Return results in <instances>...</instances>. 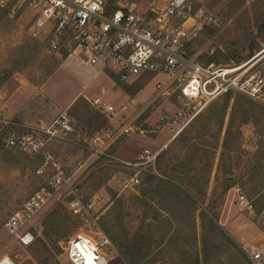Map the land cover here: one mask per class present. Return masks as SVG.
<instances>
[{"label":"rangeland","instance_id":"obj_1","mask_svg":"<svg viewBox=\"0 0 264 264\" xmlns=\"http://www.w3.org/2000/svg\"><path fill=\"white\" fill-rule=\"evenodd\" d=\"M194 1L214 14V21L195 40L194 51L200 61L207 62L213 55L220 64H234L238 55L247 56L252 47L254 54L244 60L252 57L264 60V0ZM46 32L32 20V12L13 18L0 5V90L6 94L10 119L26 125L15 126L22 132L41 121H52L65 109L73 115L76 131L72 140H52L47 150L57 154L71 176L72 185L79 187V197L91 208L89 212H73L67 204L72 195L66 187L35 215L31 223L33 242L24 244L11 234L5 226L8 216L44 184L47 175L38 172L42 156L6 146L5 137L10 129L0 122L3 143L0 147V257L9 255L18 264H72L67 251L69 239L86 234L101 245L109 261L121 254L115 237L122 243L142 247L139 264H193L197 256L202 257L205 237L199 211L205 208L238 245L216 238L221 249L220 259L225 263L248 264L254 247L264 249V213L258 200L264 196V106L252 100L254 103L239 100L243 95L232 94L222 132L218 134L222 126L213 120L203 138V149L197 153L191 145H183L178 136L197 115L196 112L190 118L193 112L201 110V120L206 119L213 112L209 111V105L214 101L222 103L224 94L206 105L189 101V108L188 100L183 99L180 88L170 82L168 75L143 77L129 83L121 81L108 69L100 71L75 55H58L49 48ZM159 80L167 86L172 84L169 96H160L156 85ZM96 97L102 101L94 103ZM106 102L117 107L116 116L111 117L98 107ZM239 102L245 103L243 107L249 119L242 123L243 112L236 113L234 118L235 137L230 154L234 164L232 184L224 193V172L220 165L223 137L233 121V107ZM179 110L188 116L173 122ZM162 116L169 119V124L160 125ZM127 124L140 125L147 131L127 135L122 132ZM107 128L113 129L111 143L94 151L89 145L91 136ZM145 148L159 150L158 155L168 149L160 168H156L158 155L156 160L143 166L125 162H137ZM182 162L198 169L188 170L179 179L174 169L182 167ZM148 171L160 177L153 183L157 189L146 194L143 188L147 186L144 179ZM254 171L258 190L253 189L254 182L247 181ZM135 175L140 182L131 184L130 179ZM166 180L170 183L166 188L157 186ZM170 181L179 184L178 187ZM197 182L200 193L195 192ZM237 185L255 199V211L238 205L233 190ZM189 196L199 206L198 212L193 210L196 205ZM161 205L167 209H160ZM57 206H64L74 221L60 240V252L54 247L44 249L38 238L44 237V219ZM213 237L211 234L206 244L212 250Z\"/></svg>","mask_w":264,"mask_h":264},{"label":"built area","instance_id":"obj_2","mask_svg":"<svg viewBox=\"0 0 264 264\" xmlns=\"http://www.w3.org/2000/svg\"><path fill=\"white\" fill-rule=\"evenodd\" d=\"M0 5L13 18L32 12V20L41 29H46L48 46L58 55H75L83 63L98 67L100 71L108 69L128 83L143 77L168 75L170 82L180 88L183 99L188 100L189 108V101L206 105L226 93L243 95L264 106L263 57L234 64L198 59L194 51L195 40L201 30L214 21V14L205 6H197L194 0H0ZM171 83L167 86L166 82H157L160 96L170 95ZM101 101V97H96L93 102ZM5 102L6 94L0 90V122L10 129L5 137L6 146L42 156L38 172L47 175L44 184L32 192L5 222L11 234L29 244L35 238L31 230L35 215L61 195L63 188L68 187L72 195L67 204L73 212H89L91 205H86L79 197V187L72 185L71 176L57 154L47 150L52 140H72L76 124L68 109L52 121H41L22 132L15 126L26 125L10 119ZM98 107L111 117L118 113L113 103L106 102L103 107ZM200 111L193 112L190 118ZM183 115L188 116L182 110L177 111L173 122ZM160 120V125L169 124L165 116ZM146 131L137 124H127L122 129L127 135ZM112 138L113 129L97 131L91 136L89 145L98 151L102 145L108 146ZM158 153L159 150L145 148L137 162H125L147 165L156 160ZM130 181L137 184L140 178L135 175ZM233 190L242 209L256 210L255 199L249 197L241 185ZM67 251L72 264L109 263L101 245L86 234L71 237ZM0 264L18 263L4 255L0 257ZM248 264H264V249L254 247Z\"/></svg>","mask_w":264,"mask_h":264},{"label":"trees","instance_id":"obj_3","mask_svg":"<svg viewBox=\"0 0 264 264\" xmlns=\"http://www.w3.org/2000/svg\"><path fill=\"white\" fill-rule=\"evenodd\" d=\"M254 54V48L252 47L251 51L248 53L247 56H243V55H238L235 59L234 62L238 63L250 56H252ZM207 61H217L220 62L218 57L215 56H210L208 58ZM112 76L119 78L118 74L112 72ZM127 84V83H125ZM125 84H121L122 86H124ZM128 85V84H127ZM222 98H224V100L222 101V103L219 102H215L211 103L208 107L209 111L210 109L213 110V112H211V114H209V116L204 119L201 120L203 113L199 112L197 113V115L194 117L193 121L189 124V127L186 131L180 133V135L178 136L179 139L183 140V145H191L192 148L194 150H196L197 153H199L203 148V138L206 136V132L209 130L210 124L212 123L213 120H217L219 123V126H222V128L218 129V134L222 132L223 129V124L225 123V119L227 116V111L229 108V103L230 100L232 98V93H226L222 96ZM244 99L246 102H252L251 100H249L248 98H245L243 96H239V100ZM254 103V102H252ZM245 103L243 102H239L238 104H236L233 107V112H232V119L233 121L231 122L230 126L226 129V132L224 134L223 137V152H222V161H221V168L223 169L222 171L224 172V193H226V191L231 187L232 184V170H233V160L231 157V151L233 149V139L235 137V133L233 131V123H234V118L236 116V113L238 112H243L244 113V118L242 119V123H246L248 122L249 119V115L248 112L246 111V108L243 107ZM256 105V104H255ZM262 109H264V107H262ZM247 113V115H246ZM208 115V114H207ZM198 121H201V123H199ZM200 140V141H198ZM3 146L2 143V139L0 137V147ZM9 152V151H8ZM168 152V149L161 152L158 155V158L156 160V168H160V161L162 159L163 155H166ZM228 153V157H226V154ZM193 158H191L192 160ZM182 167L180 168H175L174 169V174L176 173V177H178L179 179H182L183 176L185 174H187L190 170H194L198 169V167H192L193 164L190 165L189 163V167L186 165V163H181ZM262 167L264 168V164L262 165ZM189 170V171H188ZM256 175V171H254V173L252 175H250L247 179L248 182L252 183L254 182L253 185V189L254 190H258V185L256 184V180L254 179ZM160 176L158 175V173L154 172V171H148L145 172V179L144 182L147 183V186H145L143 188L144 192L146 194L150 193L153 190H156L157 188L153 187V183L156 179H158ZM165 179H162V181ZM171 182V181H170ZM178 182V181H177ZM169 182L166 180V182L164 183H160L159 187L164 186V188H166L169 184ZM172 186H176L178 187L176 182L172 183ZM195 186V192L200 193L202 192L199 188V182H197V184H194ZM264 187V183L262 184V188ZM188 198H191L192 203L194 204V206L196 205V207H194L193 210H199V206H197V204L195 203V201L193 200V198L191 196H189ZM258 200H260V202L262 203V207L264 205V196L258 197ZM257 200V201H258ZM160 209H167L166 206L161 205ZM200 217L202 220V226H203V235L205 237V243H204V247H203V251H202V257L197 256L196 257V262H194L193 264H231V263H225L223 262V260L220 259V245L219 242L216 241V238H224L226 239L229 244L234 245L236 247H238V245H236L235 241L232 239V237L227 233L226 229L223 228V226H221V224L218 222V220L216 219V217H214L213 215L211 216L208 211L205 208H200ZM73 219L71 218V216L69 215L68 210L64 207V206H57L55 208H53L46 216V218L44 219L43 225H44V229H43V234L44 237H38L39 240L42 242L43 248L46 250H49L51 247L56 248V250L58 252L61 251V246H60V240L67 234V232L69 231L70 227L73 225ZM212 234V237L214 239V243H213V250L209 249V246H207V242H209L210 239V235ZM114 241H116L117 246L119 247V249L121 250V254L118 255L115 259L109 261L108 264H126L127 261H129L131 264H139L140 262V255L142 254V247H138L136 245H129V244H125L122 243L118 240H116L115 237ZM219 249V250H218ZM239 249V248H238ZM240 251H243L241 249H239ZM147 254V253H146ZM202 261V262H201ZM240 264V263H239ZM243 264V263H242ZM247 264V263H244Z\"/></svg>","mask_w":264,"mask_h":264},{"label":"crops","instance_id":"obj_4","mask_svg":"<svg viewBox=\"0 0 264 264\" xmlns=\"http://www.w3.org/2000/svg\"><path fill=\"white\" fill-rule=\"evenodd\" d=\"M93 68H95V67H93ZM10 108H11V107H10ZM10 110H11V112H12L11 114L14 115L15 113H13V110H12V109H10ZM164 210H166V209H164ZM194 211H195V210H194ZM196 212H198V210H196ZM177 217H178V216H177ZM177 217H176V218H177ZM170 221H171V223L173 224V222H174V217H172V218L170 219Z\"/></svg>","mask_w":264,"mask_h":264}]
</instances>
